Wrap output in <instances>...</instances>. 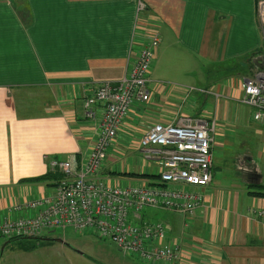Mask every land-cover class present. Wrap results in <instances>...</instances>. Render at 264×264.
I'll use <instances>...</instances> for the list:
<instances>
[{"label": "crops", "instance_id": "obj_1", "mask_svg": "<svg viewBox=\"0 0 264 264\" xmlns=\"http://www.w3.org/2000/svg\"><path fill=\"white\" fill-rule=\"evenodd\" d=\"M139 2L145 5L140 14ZM261 2L0 0V221L10 205L37 197L35 188L46 194L53 179H28L53 171L52 159L88 158L101 133L104 104L96 103L95 115L88 116L86 98L104 82L130 74L143 41L157 32L151 99L133 102L101 176L119 186L156 184L158 163L147 160L140 146L146 130L183 116L215 120L213 179L194 187L203 201L190 217L165 209L161 220L180 257L152 264H264V116L256 119L255 109L241 100L244 80L264 69L254 62L264 55ZM213 64L227 67L209 85L216 88L215 106L183 103L195 87L186 79L202 81ZM216 149L225 153L222 167L237 168L227 184L214 175ZM124 257L127 264H151Z\"/></svg>", "mask_w": 264, "mask_h": 264}, {"label": "built area", "instance_id": "obj_2", "mask_svg": "<svg viewBox=\"0 0 264 264\" xmlns=\"http://www.w3.org/2000/svg\"><path fill=\"white\" fill-rule=\"evenodd\" d=\"M264 1L261 2V8ZM264 13H262L263 15ZM161 36L153 33L138 54L130 74L106 81L86 98L88 116L94 105L104 104L101 133L87 159L75 156L52 159L51 170L58 173L44 194L9 206L0 221V237H37L44 229L72 227L113 242L123 254L136 255L144 262L175 263L180 247L168 241V229L160 220H149L147 207L163 208L192 216L203 196L194 189L211 184L213 149L217 123L201 116H183L172 123H156L140 139L147 160L158 163L156 184L124 185L101 176L108 148L115 141L135 100L149 102L150 73L157 57ZM242 102L255 109V118L264 116V69L243 84ZM206 92V91H205ZM34 211L28 217L17 212Z\"/></svg>", "mask_w": 264, "mask_h": 264}, {"label": "rangeland", "instance_id": "obj_3", "mask_svg": "<svg viewBox=\"0 0 264 264\" xmlns=\"http://www.w3.org/2000/svg\"><path fill=\"white\" fill-rule=\"evenodd\" d=\"M264 1V0H262ZM139 14L145 10V5L142 2L138 4ZM262 9V8H261ZM260 10V9H259ZM261 12V23L264 22V7ZM138 28V26H137ZM153 32V31H152ZM137 32L135 31V34ZM152 35V34H151ZM150 35V36H151ZM149 36V37H150ZM149 37L143 41L146 44ZM135 41V39H134ZM133 42V41H132ZM135 42H133V45ZM249 56V55H248ZM166 64L162 61L158 65V69H164ZM211 73L207 75L202 81L192 80V77L186 79L187 82L195 81L193 84L194 89H189L185 93L183 98V103L196 104L201 108L206 110H211V104L215 106L217 97L213 92L215 87L211 89L209 85L211 81L216 80L218 77H222L226 74L227 70L215 66V64L210 65ZM257 70L255 69V72ZM171 72V71H170ZM158 73L169 76H177L174 72L173 74ZM181 76V75H180ZM208 81V82H207ZM167 83V81H164ZM207 91V93H205ZM224 152L222 150L216 149L215 155L217 156V161H215V172L219 179L225 184L229 180H234L237 177V168L231 166V168L222 167L224 163L220 164L219 157L224 158ZM46 187V194H51L53 191L52 187ZM35 195L40 196L35 188ZM166 210L163 208H153L147 207L145 209V214L149 217V220L164 218V213ZM34 215V211H22L17 212L13 217H28ZM105 240L99 238L98 236L88 232L78 233L72 227L55 228V229H44L42 234L37 237H21V238H8L0 237V264H91L88 262L87 256L92 259L98 260L102 264H127L130 263V259L125 258L126 254L115 245ZM85 256H83V254ZM87 255V256H86ZM100 264V263H99Z\"/></svg>", "mask_w": 264, "mask_h": 264}, {"label": "trees", "instance_id": "obj_4", "mask_svg": "<svg viewBox=\"0 0 264 264\" xmlns=\"http://www.w3.org/2000/svg\"><path fill=\"white\" fill-rule=\"evenodd\" d=\"M252 56H253V54H252ZM238 66L240 67L241 65L239 64ZM254 66L255 65L252 63V67H254ZM228 68H230V67H228ZM248 68H249V65L248 64H245V69L248 70ZM225 69H227V67ZM57 177H58V174L55 171H50L49 173H47V174H45L43 176H39L37 178L34 177V178H31V179H28V180H30V181H36V182L37 181H49V180L54 179V178H57ZM254 194L257 195V192H254ZM259 194H260V196L261 195L264 196V192H261Z\"/></svg>", "mask_w": 264, "mask_h": 264}, {"label": "water", "instance_id": "obj_5", "mask_svg": "<svg viewBox=\"0 0 264 264\" xmlns=\"http://www.w3.org/2000/svg\"><path fill=\"white\" fill-rule=\"evenodd\" d=\"M254 62L259 65L260 68H264V55L254 58ZM112 243V242H111ZM114 244V243H113ZM115 245V244H114ZM116 246V245H115Z\"/></svg>", "mask_w": 264, "mask_h": 264}]
</instances>
